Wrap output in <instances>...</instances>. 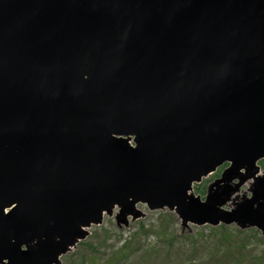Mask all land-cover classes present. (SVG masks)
Wrapping results in <instances>:
<instances>
[{
    "label": "water",
    "instance_id": "water-1",
    "mask_svg": "<svg viewBox=\"0 0 264 264\" xmlns=\"http://www.w3.org/2000/svg\"><path fill=\"white\" fill-rule=\"evenodd\" d=\"M263 158L264 0H0V264H60L138 202L264 234Z\"/></svg>",
    "mask_w": 264,
    "mask_h": 264
},
{
    "label": "rangeland",
    "instance_id": "rangeland-1",
    "mask_svg": "<svg viewBox=\"0 0 264 264\" xmlns=\"http://www.w3.org/2000/svg\"><path fill=\"white\" fill-rule=\"evenodd\" d=\"M220 171L195 186L202 199L201 191ZM137 207L146 213L144 218L118 228L113 217L105 216L85 240L61 257L62 264H91L94 259L96 264H264V238L253 228L191 225L180 233V222L172 212L149 211L144 204Z\"/></svg>",
    "mask_w": 264,
    "mask_h": 264
},
{
    "label": "trees",
    "instance_id": "trees-1",
    "mask_svg": "<svg viewBox=\"0 0 264 264\" xmlns=\"http://www.w3.org/2000/svg\"><path fill=\"white\" fill-rule=\"evenodd\" d=\"M263 163H264V161L261 162V164H263Z\"/></svg>",
    "mask_w": 264,
    "mask_h": 264
}]
</instances>
